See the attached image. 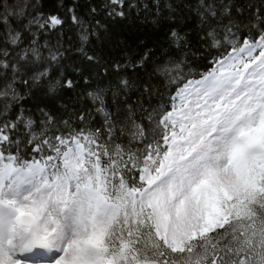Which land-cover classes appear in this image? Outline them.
<instances>
[{"label": "snow or ice", "instance_id": "obj_1", "mask_svg": "<svg viewBox=\"0 0 264 264\" xmlns=\"http://www.w3.org/2000/svg\"><path fill=\"white\" fill-rule=\"evenodd\" d=\"M110 2V15L123 17V0ZM229 12L205 13V43L216 50L205 72L186 75L180 59L151 66L177 85L163 105L150 87L135 104L122 99L131 85L119 79L112 109L89 93L100 127H86L85 114L73 126L47 106L35 119L0 121V264H264V17L236 23ZM23 15L0 12V113L18 99V82L53 80L63 55L10 26ZM31 24L53 30L64 20ZM169 35L183 50L179 33ZM149 61L144 53L132 67ZM22 143L36 155L21 154Z\"/></svg>", "mask_w": 264, "mask_h": 264}, {"label": "trees", "instance_id": "obj_2", "mask_svg": "<svg viewBox=\"0 0 264 264\" xmlns=\"http://www.w3.org/2000/svg\"><path fill=\"white\" fill-rule=\"evenodd\" d=\"M16 3L18 8H15ZM21 7L24 15L19 19L10 17V26L22 23L26 26V36L34 35L38 44H47L63 55L51 66L50 76L54 79L50 82L31 88L18 82V99L10 101L6 113H0V121L19 113L35 119L40 115L39 108L47 106V110L70 120L73 126L82 123L77 119L78 114H85V126L93 128L102 125L103 116L97 112L100 101H94L89 93H100L104 106L112 109L114 103L110 89L114 87V81L127 79L131 86L122 99L130 97L135 104L142 90L150 87L152 101L163 105L177 85L169 83L163 76L150 74L152 65L162 59L166 62L184 60L186 75H189L188 67L197 73L210 67L209 60L216 50L205 43V13L209 8L219 13L221 19L225 9L230 10L229 14L236 23L243 21L247 24L250 20L259 23L256 18L264 17V0H123L117 9L125 13L123 17L110 15L116 7L110 0H0V12L5 9L16 12ZM50 15L59 16L64 24L53 30L29 25L34 17L43 20ZM73 15L79 17V24L72 21ZM171 31H176L186 41L183 50L169 43ZM4 34L0 32V36ZM144 53L149 54L150 61L146 62L149 66L133 69V62ZM88 56L95 59L89 61ZM64 80H72L73 88L61 87L60 82ZM36 131L38 134L39 129ZM19 138L21 141L25 139L23 135ZM128 141L127 136L120 138L125 145ZM21 154L27 159L36 155L23 143Z\"/></svg>", "mask_w": 264, "mask_h": 264}, {"label": "rangeland", "instance_id": "obj_3", "mask_svg": "<svg viewBox=\"0 0 264 264\" xmlns=\"http://www.w3.org/2000/svg\"><path fill=\"white\" fill-rule=\"evenodd\" d=\"M18 7H19V5H18V3H16V4H15V8H18ZM8 11H9V10H8Z\"/></svg>", "mask_w": 264, "mask_h": 264}]
</instances>
